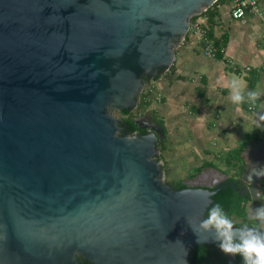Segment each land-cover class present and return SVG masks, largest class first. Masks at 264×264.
Masks as SVG:
<instances>
[{
  "label": "water",
  "instance_id": "95a60500",
  "mask_svg": "<svg viewBox=\"0 0 264 264\" xmlns=\"http://www.w3.org/2000/svg\"><path fill=\"white\" fill-rule=\"evenodd\" d=\"M214 1L0 0V264H188L191 246L218 242L187 223L211 195L258 199L264 156L244 161V189L214 167L174 189L162 128L147 114L126 133L114 115Z\"/></svg>",
  "mask_w": 264,
  "mask_h": 264
},
{
  "label": "crops",
  "instance_id": "0c3cea01",
  "mask_svg": "<svg viewBox=\"0 0 264 264\" xmlns=\"http://www.w3.org/2000/svg\"><path fill=\"white\" fill-rule=\"evenodd\" d=\"M259 3H261L259 5V10L262 16H260V19L257 21H259L258 23H260L261 26L253 20L250 22H247V19H244L245 21L235 20L236 22L231 24L233 27L232 36L226 31L228 40L219 59H216L214 56H205L199 49L201 48V41H198V39L191 34L185 41V50L182 48L180 52L176 51L175 53V68L172 71H174L175 75L178 74L180 76L179 79L172 82L170 87L167 86L166 83V85H163L161 88L162 94L165 95V98L162 97V104L167 108L170 114H177L185 111V101L190 99L191 103L188 105V108L191 111V119L188 117L189 119L186 121L183 118L184 116H180L178 118L179 121L175 120V123H178L181 129L185 128L189 130L194 138L196 146L205 147L204 149H207L205 152L209 151L208 149L210 148L205 141H209L210 138L213 140L211 126H214V124L212 120L209 121L211 113L219 117L220 115L216 114L225 111L227 116L229 115V117H225L227 120L232 119L248 125L252 123L251 120L254 119L250 117L247 119V116L242 114L243 110H255L258 108L259 103V111L264 110V74L259 77V69L264 64V43L261 42L264 41L261 36V29L264 31V4L262 0H259L258 4ZM223 16L222 21L225 20L223 23H220V25H217L215 28V35L222 32V29L227 30L229 28L228 23L230 21H227L225 18L227 17L229 19V15L225 13ZM240 66H247L248 69H241L239 68ZM223 68L233 72L236 78L228 77ZM263 68L264 66L262 67L264 71ZM194 72L198 74L196 77L194 76ZM248 73L254 75V80H256L252 88L247 86L246 78ZM241 77H243L244 85L242 84ZM259 79L262 81L261 84L258 83ZM234 80L239 82L245 93L256 92L259 94V99L255 104H250L247 99L243 103L232 102L230 85ZM250 83L252 84V82ZM157 88L160 89V86ZM261 95L262 98H260ZM203 98L206 102L202 101ZM199 100H201V102H199ZM212 109L216 111L213 112ZM157 118L163 120L164 130H166V123L163 115ZM224 125V122H222L219 124V127H224ZM227 128L231 129L230 127ZM245 134L250 136L257 135L249 134L247 131ZM258 138V140H264V135L262 138H260V136H258ZM254 141H250V143ZM210 149V151L214 152L212 148ZM244 149L242 151L243 154L245 153Z\"/></svg>",
  "mask_w": 264,
  "mask_h": 264
},
{
  "label": "trees",
  "instance_id": "16d2710c",
  "mask_svg": "<svg viewBox=\"0 0 264 264\" xmlns=\"http://www.w3.org/2000/svg\"><path fill=\"white\" fill-rule=\"evenodd\" d=\"M224 3L228 4V1L227 0L214 1L208 8H206L200 14L195 15L190 21V23H192L197 18L204 19V21L200 24V27L204 29L203 35L205 39L210 41L212 47L214 48L213 56L216 59H219L221 57L222 51L225 48L228 40V34L226 32L227 31L226 29L221 30L222 32L215 35V30H216L215 28L217 27V25H220V23H223L218 9L219 6ZM190 35H191L190 32L187 31L186 35L184 36L183 42L186 41ZM175 53H176V48H175ZM175 53L172 64L170 65L167 72H164L163 74L164 78H166V80L169 83L175 82V80L179 79L180 77L178 74L175 75V73L174 74L171 73V71L175 68ZM250 73H248L246 81H247V86L249 88H252V86L255 85L256 80H254V75H250ZM155 79H162V76L157 74L153 78V80ZM250 82H252V84ZM149 83H150L149 79H146L145 85L138 94L137 104L132 111L123 109L121 111H115L114 114L115 116H117V118L120 119L119 125L121 126L122 130H124L126 133H131V132L143 133L142 130H139L136 127L134 121L131 120L130 117H136V115L140 113V110H146L149 113L151 120H153L155 124L161 127L164 132L162 139L156 142V147L158 150L157 158L161 159V151L162 149H164L163 142L165 140V130L163 126V120L157 118L153 108H148L152 101V98L150 96L151 89L150 87H147ZM258 139L259 138L257 135L250 136L248 134H245L243 136L242 142H240L235 148H232L230 150L227 149L224 153L219 154V153H214L213 151H207L206 154L212 156L214 160L221 161L224 168L216 167L213 164L212 160L207 159V160H203L200 164H198V166L194 167L195 173L193 175L197 174L202 169L207 167L218 168V170L227 174V180L236 183V187H237L239 176L244 169V162L241 157V152L250 143V141H254ZM162 168L164 174H166L169 167L165 166V162H162ZM165 183L169 184L174 189L185 187L182 181L180 180L176 182L165 181ZM210 199L211 201L209 205L206 207L203 214L204 218H206L207 216L208 208L218 203L223 207V209L231 219L232 218L239 219L238 221L232 219L237 226L249 222L248 221L249 216L247 215L245 208L246 204L250 201L249 197L238 194L235 190L231 188L230 184H225L221 186L213 195L210 196ZM77 260H78V264H92L87 260L81 259L78 256H77ZM188 264H242V259L239 255H236L234 256L233 260H230L228 255L220 250L217 242L212 244H199V245L191 246V250L188 256Z\"/></svg>",
  "mask_w": 264,
  "mask_h": 264
},
{
  "label": "rangeland",
  "instance_id": "374dc122",
  "mask_svg": "<svg viewBox=\"0 0 264 264\" xmlns=\"http://www.w3.org/2000/svg\"><path fill=\"white\" fill-rule=\"evenodd\" d=\"M262 1L264 4V0ZM260 4L261 3L258 4V7ZM228 9H229V6L227 3L221 4L219 6L218 11L220 13L221 20L223 19L224 17L223 15L225 13L228 14ZM225 18L227 19V21H230L228 23L229 28L227 29V32L230 34V36H232L231 33H233V27L231 24L236 21L231 18L229 19L227 17ZM246 19H247V22H250L251 20L256 21V23L261 26V24L258 23L259 21H257L258 19H260L258 16L249 17L247 15L245 17V20ZM224 20L222 22H224ZM263 33L264 31L263 29H261V36L264 39ZM261 42L264 43V41H261ZM185 45H186L185 41L183 43H180L176 47V51L180 52L182 48L184 49ZM199 49L201 50V48ZM263 66L264 64L262 65V67ZM243 67L244 66H240L239 68L244 69ZM262 67L259 69V77H261V75L264 74ZM224 70L226 71V74L228 77H231L234 79L236 78L233 72H230L228 69H224ZM163 74L164 73L160 75L162 76V79H155V80L150 81L147 87H150L151 89L150 96L152 98L151 104L149 105L148 108H153L157 117H160V115H163L165 119L164 121L166 123L165 140L163 142L164 149H162L161 151V160L162 162H165V166L169 167V169L167 170L166 174H164L163 176L164 180L176 182L179 180L180 181L185 180V179L187 180L193 177L192 175L195 173L194 167L200 164L201 161L205 159L212 160L213 164L218 168H224L221 161L214 160L212 156L206 154L205 151L207 149L205 150L204 149L205 147L202 148V147L196 146V144L194 143V138L189 130L185 128L181 129L179 124L175 123V120H178L180 116L181 117L184 116L183 118L186 121L190 118L191 111L188 108V105H190L191 103L190 99L185 101V104H184L185 111H182L181 113H177V114H170L167 108L164 107V105L162 104L163 98H165V95L162 94L161 88L163 87V85H166V83H167V86L169 87L171 85V83H169L166 80V78H164ZM172 74H174V71H172ZM197 75H198L197 72H194V76L196 77ZM241 80L243 84L244 83L243 77H241ZM263 82H264V79H263ZM258 83L259 84L262 83L261 79L258 80ZM158 86H160V89L157 88ZM198 98L200 99L199 95H198ZM260 98H262V95L260 96ZM202 101L206 102L204 98ZM199 102H201V100H199ZM259 107H260V103L258 105V108L255 110H252V111L243 110L242 114L247 116V119L249 117L254 119V120H251L252 123H249L248 125H245L244 123L242 124L241 122H238L232 119L227 120L226 118L229 117V115L227 116L225 111H221L220 114H216V115H220L219 117L211 113L209 117V121L212 120V123L214 124V126H211V132L213 133V140L210 138L209 141H205V142H207L208 146L214 150V153L221 154V153H224L227 149L230 150L232 148H235L240 142H242L243 135L246 133V131L249 134H257L258 136H260V138H262L264 135V119H262L264 118V110L259 111ZM212 111L215 112L216 110L212 109ZM147 114L149 115V113L146 110H140V113L137 114L136 117L144 116ZM222 122H224L225 124L224 127H219V124ZM227 127H230L231 129H228ZM210 148L208 149L209 151L211 150ZM241 157L242 159L244 158L243 152L241 154ZM218 168L216 169L218 170ZM257 187L261 190L260 191L261 195H259V198L255 202L249 201L246 204L245 208H246V213L248 216L253 208L259 207L261 204H264V179H260L257 182ZM232 219L235 221L239 220L238 218H232Z\"/></svg>",
  "mask_w": 264,
  "mask_h": 264
},
{
  "label": "clouds",
  "instance_id": "9594fccd",
  "mask_svg": "<svg viewBox=\"0 0 264 264\" xmlns=\"http://www.w3.org/2000/svg\"><path fill=\"white\" fill-rule=\"evenodd\" d=\"M230 89L233 103H243L247 99L255 104L259 99L256 92L245 93L238 81H232ZM248 221L237 226L218 203L208 208L206 218H201L198 225L187 219L195 233H213L223 253L239 255L242 264H264V204L251 210Z\"/></svg>",
  "mask_w": 264,
  "mask_h": 264
},
{
  "label": "built area",
  "instance_id": "2783aa9c",
  "mask_svg": "<svg viewBox=\"0 0 264 264\" xmlns=\"http://www.w3.org/2000/svg\"><path fill=\"white\" fill-rule=\"evenodd\" d=\"M228 1V15L233 20L243 21L248 15L262 16L258 7L257 0H227ZM204 21L203 18H197L192 23H189L188 31L192 34L198 41H201V50L205 56H213L214 48L210 42L204 37V29L200 27V24ZM244 69H248L247 66Z\"/></svg>",
  "mask_w": 264,
  "mask_h": 264
},
{
  "label": "flooded vegetation",
  "instance_id": "af4514ba",
  "mask_svg": "<svg viewBox=\"0 0 264 264\" xmlns=\"http://www.w3.org/2000/svg\"><path fill=\"white\" fill-rule=\"evenodd\" d=\"M152 122H153V120H152ZM139 130H142L143 132L145 131L144 129H139ZM244 150H245V153H244L243 162L244 161H251V160H257V162H259L260 161L259 159L264 156V140H262V139L256 140V141L250 143L248 146H246ZM237 184H238L237 188H239V189H244V187L247 185V184L244 185L239 180H238ZM228 257H229V255H228Z\"/></svg>",
  "mask_w": 264,
  "mask_h": 264
}]
</instances>
